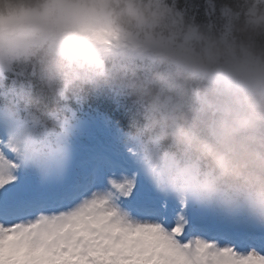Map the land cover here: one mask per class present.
I'll return each mask as SVG.
<instances>
[{"label":"clouds","instance_id":"obj_1","mask_svg":"<svg viewBox=\"0 0 264 264\" xmlns=\"http://www.w3.org/2000/svg\"><path fill=\"white\" fill-rule=\"evenodd\" d=\"M95 101L158 191L264 225V0H0V150L46 158Z\"/></svg>","mask_w":264,"mask_h":264},{"label":"snow or ice","instance_id":"obj_2","mask_svg":"<svg viewBox=\"0 0 264 264\" xmlns=\"http://www.w3.org/2000/svg\"><path fill=\"white\" fill-rule=\"evenodd\" d=\"M0 264H264V225L158 191L94 112L42 160L0 150Z\"/></svg>","mask_w":264,"mask_h":264}]
</instances>
